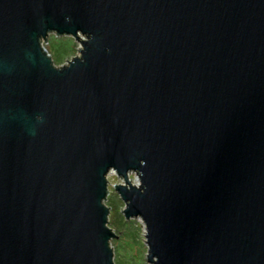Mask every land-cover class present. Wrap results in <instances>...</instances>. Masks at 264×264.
I'll list each match as a JSON object with an SVG mask.
<instances>
[{
	"label": "water",
	"instance_id": "water-1",
	"mask_svg": "<svg viewBox=\"0 0 264 264\" xmlns=\"http://www.w3.org/2000/svg\"><path fill=\"white\" fill-rule=\"evenodd\" d=\"M111 172L148 264H264V0H0V264H114Z\"/></svg>",
	"mask_w": 264,
	"mask_h": 264
},
{
	"label": "trees",
	"instance_id": "trees-1",
	"mask_svg": "<svg viewBox=\"0 0 264 264\" xmlns=\"http://www.w3.org/2000/svg\"><path fill=\"white\" fill-rule=\"evenodd\" d=\"M76 46L71 38H56L53 35H49L47 42L43 44L55 66L72 58L76 53ZM105 204L109 208L108 226L115 234V239L110 243L114 264H146L145 247L139 237V228L133 220L126 221L123 218V204L118 196L114 192L109 193Z\"/></svg>",
	"mask_w": 264,
	"mask_h": 264
},
{
	"label": "rangeland",
	"instance_id": "rangeland-1",
	"mask_svg": "<svg viewBox=\"0 0 264 264\" xmlns=\"http://www.w3.org/2000/svg\"><path fill=\"white\" fill-rule=\"evenodd\" d=\"M49 37V36H48ZM74 41V40H73ZM75 42V41H74ZM76 43V42H75ZM76 53H75V55H78V52H77V50H78V48H79V44L78 43H76ZM74 55V56H75ZM69 60V59H68ZM65 63V62H64ZM63 63V64H64ZM106 179H107V189H108V193H112V192H114L113 191V186H115V185H118V184H122V181H120L117 177H116V175L113 173V172H111V173H109L107 176H106ZM129 179H130V181H131V183L132 184H137V182H136V177L133 175V174H130L129 175ZM106 205V204H105ZM122 209H123V207H122ZM121 209V210H122ZM133 221L135 222V224L138 226V228H139V237H140V239H141V242H142V244L144 245V247H145V253H144V260H145V254H146V246H145V243H144V232H143V226H142V223H141V221L140 220H134L133 219ZM145 263L146 264H148L146 261H145Z\"/></svg>",
	"mask_w": 264,
	"mask_h": 264
},
{
	"label": "flooded vegetation",
	"instance_id": "flooded-vegetation-1",
	"mask_svg": "<svg viewBox=\"0 0 264 264\" xmlns=\"http://www.w3.org/2000/svg\"><path fill=\"white\" fill-rule=\"evenodd\" d=\"M122 203V202H121ZM123 204V203H122Z\"/></svg>",
	"mask_w": 264,
	"mask_h": 264
}]
</instances>
